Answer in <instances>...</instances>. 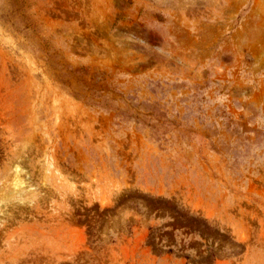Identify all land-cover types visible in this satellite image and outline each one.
<instances>
[{
	"label": "rangeland",
	"instance_id": "obj_1",
	"mask_svg": "<svg viewBox=\"0 0 264 264\" xmlns=\"http://www.w3.org/2000/svg\"><path fill=\"white\" fill-rule=\"evenodd\" d=\"M0 264H264V0H0Z\"/></svg>",
	"mask_w": 264,
	"mask_h": 264
}]
</instances>
